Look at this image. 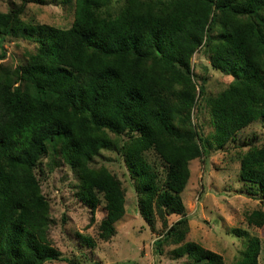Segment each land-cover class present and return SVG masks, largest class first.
I'll list each match as a JSON object with an SVG mask.
<instances>
[{
    "label": "trees",
    "instance_id": "16d2710c",
    "mask_svg": "<svg viewBox=\"0 0 264 264\" xmlns=\"http://www.w3.org/2000/svg\"><path fill=\"white\" fill-rule=\"evenodd\" d=\"M111 1L75 0L69 28L23 25L13 34L33 40L48 54L30 58L16 77L0 73V264H41L60 257L58 250L36 240L46 220L45 199L32 172L48 150L60 151L71 167L80 166L85 203L95 208L96 192L105 202L99 237L108 240L114 235L113 224L124 213V189L115 175L85 165L109 145L100 134L105 128L138 132L116 145L134 181L143 219L151 224L154 213L161 219L167 213L181 215L153 241V252L161 254L163 245L175 244L178 255L186 254L196 263L224 264L220 254L184 241L188 218L180 192L188 175L187 160L202 155L206 165L209 154L208 140L193 129L190 113L205 91V79L195 99L188 57L210 45L218 20L249 3L139 0L112 18ZM256 3L263 6L264 0ZM25 6L26 0H21L15 9L0 11V33L7 32ZM262 30L245 25L222 32L221 38L231 42V57L227 54L221 66L217 60L214 64L254 83L228 91L234 102L219 116L224 139L264 117V79L254 72L259 54H264V44L258 47ZM240 175L264 187V148L242 159ZM249 223L261 226L264 212L255 210ZM260 248V239L251 236L236 264H258Z\"/></svg>",
    "mask_w": 264,
    "mask_h": 264
},
{
    "label": "rangeland",
    "instance_id": "374dc122",
    "mask_svg": "<svg viewBox=\"0 0 264 264\" xmlns=\"http://www.w3.org/2000/svg\"><path fill=\"white\" fill-rule=\"evenodd\" d=\"M138 1L112 0L108 16L114 18ZM256 1L247 0L249 4H242L230 17L218 20L210 45L198 52L196 49L188 57L195 99L199 94L198 85L205 79V91L190 113L193 129L208 140L209 154L205 157L206 165L202 155L187 160L188 175L180 192L183 213L188 218L184 241H193L220 254L224 264H236L253 235L260 239L258 264H264V223L259 227L249 223L255 210L264 212V187L246 181L240 175L242 159L254 150L264 148V117L250 121L224 139L219 116L234 102L228 91L231 88L247 89L254 83L245 76L230 73L227 67L214 64L217 60L221 66L232 50L231 42L227 44L221 38L222 32L232 26L245 25L262 28L264 32V5ZM251 2H255L258 9ZM20 3L21 0H0V11L7 13ZM74 16L75 0H26L23 13L11 22L7 32L0 33V54L5 53L0 56V73L16 77L20 67L30 58L48 54L47 49L33 40L13 35L18 27L48 24L66 29L72 25ZM261 39L258 47L264 44V37ZM182 53L186 59L185 51ZM258 58L254 72L264 79V54L260 53ZM238 65L248 71V67ZM27 88L33 89L29 85ZM102 132L100 134L110 141L109 145L100 149L85 165L91 170L111 173L121 182L124 213L113 224L115 233L108 240L99 237V224L106 212L102 195L96 192L98 203L95 208L89 207L82 197L80 166L73 168L60 151L48 150L32 172L39 182V193L45 199L46 220L42 231L36 234V240L58 250L60 257L49 258L41 264H199L186 254L178 255L175 244L163 245L161 254L153 252V241L181 215L167 213L161 219L154 213L151 224L143 219L138 211L134 181L129 176L125 157L118 149L138 132L128 128L120 131L105 128Z\"/></svg>",
    "mask_w": 264,
    "mask_h": 264
}]
</instances>
